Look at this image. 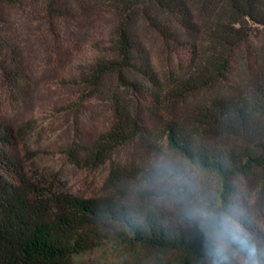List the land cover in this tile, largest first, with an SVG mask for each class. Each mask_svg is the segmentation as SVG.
I'll use <instances>...</instances> for the list:
<instances>
[{"label": "trees", "instance_id": "trees-1", "mask_svg": "<svg viewBox=\"0 0 264 264\" xmlns=\"http://www.w3.org/2000/svg\"><path fill=\"white\" fill-rule=\"evenodd\" d=\"M27 1L40 3L41 18L61 31L62 23L74 17L68 0H0V7ZM143 2L112 1L115 24L107 40L86 45L72 40L79 84L98 88L105 76L114 73L123 87L131 89L140 109L142 103L152 105L156 96L151 88L131 77L158 81L152 55L137 27L143 4L150 9H143L147 30L161 40L169 56L192 68L169 95L186 98L224 78L222 71L218 77L201 72L198 59L191 56V43L152 17L153 3L185 27L190 19L182 0ZM236 7L261 17L258 9L264 8V0H243ZM0 49L4 50L2 43ZM116 119L118 126L129 120L121 110ZM131 120L133 130L126 138L139 140L153 161L129 168L117 164L110 149L109 155L97 151L83 158L73 156L76 165L92 164L93 175L103 176L91 180L89 172L84 184L73 186L61 174L25 166L14 151L28 131H17L0 116V264H205L206 245L197 226L185 218L179 204L158 198L150 187L153 164L161 157L179 160L191 171L214 179L200 181L217 205L237 206V181L264 170V88L212 100L192 111L187 122L166 120L152 129L139 117ZM115 136L111 142L117 140ZM239 219L264 261V233L240 215ZM106 248L117 254L109 250L103 254Z\"/></svg>", "mask_w": 264, "mask_h": 264}, {"label": "rangeland", "instance_id": "rangeland-1", "mask_svg": "<svg viewBox=\"0 0 264 264\" xmlns=\"http://www.w3.org/2000/svg\"><path fill=\"white\" fill-rule=\"evenodd\" d=\"M68 1L74 17L62 23V31L41 18L43 6L35 1L0 7V43L4 45V50L0 49V116L17 131H28L14 153L36 172L61 174L64 181L76 186L84 184L83 178L89 172L91 180H101L103 176L93 175L92 164L76 165L73 156L83 158L97 151L109 155L110 149L117 164L129 168L150 158L153 161L139 140L126 138L133 130L131 119L139 117L152 129L161 121L187 122L192 111L212 100L231 99L264 88L262 7L258 9L261 17H253L243 7H236L243 0H182L190 19L184 27L168 11L152 3V17L191 43V56L198 59L201 72L214 77L222 71L224 75L210 87L182 98L169 95L168 91L185 79L192 68L188 62L169 56L161 40L147 30L143 9H150L143 4L137 27L152 55L158 81L131 74L156 96L152 105L142 103L140 109L131 89L123 87L114 73L93 89L79 84L76 78V53L71 42L77 39L86 45L107 40L115 24L113 0ZM4 68L18 74H6ZM118 110L129 119L123 120L121 128L116 119ZM117 134V140L111 142L110 137ZM194 173L202 181H214ZM237 187L236 208L240 216L264 233V170L241 177ZM108 250L111 255L117 254L112 248L102 253L107 254Z\"/></svg>", "mask_w": 264, "mask_h": 264}, {"label": "clouds", "instance_id": "clouds-1", "mask_svg": "<svg viewBox=\"0 0 264 264\" xmlns=\"http://www.w3.org/2000/svg\"><path fill=\"white\" fill-rule=\"evenodd\" d=\"M150 187L158 198L179 204L185 218L197 226L206 245L205 264H264L240 224L236 206L217 205L199 177L182 162L158 158Z\"/></svg>", "mask_w": 264, "mask_h": 264}]
</instances>
